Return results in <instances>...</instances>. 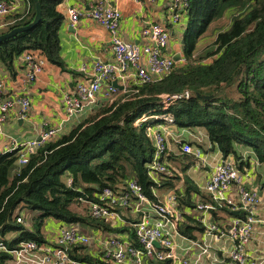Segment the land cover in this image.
<instances>
[{"label":"trees","instance_id":"16d2710c","mask_svg":"<svg viewBox=\"0 0 264 264\" xmlns=\"http://www.w3.org/2000/svg\"><path fill=\"white\" fill-rule=\"evenodd\" d=\"M38 1L39 21L0 40V62L11 74L16 71V58L29 49L65 69L57 33L63 18L57 6L62 0ZM231 9L234 13L228 26L219 29L210 48L195 57L199 37L212 21ZM186 11L187 19L179 35L183 58L168 74L131 85L99 114L83 116L55 139L39 142L24 163H19V148L0 152V242L8 249L22 240L41 241L47 217L102 231L118 229L110 227L106 220L90 217L87 207L80 212L72 206L95 199L106 186L121 187L127 179H135L151 198L153 186L162 191L175 183L177 176L171 172L158 174L159 184L151 180L148 164L152 152L143 149L145 129L143 125H133L138 115L157 105V95L153 93L173 94L188 89L192 92L188 98L177 99L170 106L176 123L203 127L222 157L231 155L239 168L246 160L237 145L251 147L264 166V0H189ZM34 14V1L26 0L23 9L0 19L6 21L0 33L30 22ZM197 92L209 97H198ZM198 192L184 174L178 190L183 213L179 232L191 238L204 229L195 215L186 211L195 204L193 194ZM201 198L208 200L207 196ZM216 207L229 210L226 205ZM17 215L24 221H17ZM127 218H131L129 213ZM120 229L128 231L135 241L132 226ZM11 231L17 234L8 238ZM69 255L92 264H114L102 254L87 253L82 244L72 245ZM11 258L10 252L0 250V264Z\"/></svg>","mask_w":264,"mask_h":264},{"label":"built area","instance_id":"2783aa9c","mask_svg":"<svg viewBox=\"0 0 264 264\" xmlns=\"http://www.w3.org/2000/svg\"><path fill=\"white\" fill-rule=\"evenodd\" d=\"M18 3L19 0H0V19L14 12ZM188 4L189 0H169L170 24H179L186 20ZM121 16V10L108 0H94L87 8L77 4L68 8L67 17L71 23L81 17H87L96 21L108 32L110 54L107 58H95L91 64L83 62L77 66L80 77L72 89L63 92V114L55 124L43 123L36 138L18 144L11 140L12 146L4 151L19 148V163L27 161L28 154L34 151L39 142L55 139L74 116L81 113H85L87 117L91 114L97 115L131 85L159 79L173 68L176 61L172 53L165 51L170 41L169 27L159 21H149L140 29L141 37L145 41L136 43L120 36ZM5 22H0V27L4 26ZM17 59L25 67L24 75L21 77L25 85L37 78L46 64L45 57L36 50H25ZM113 80H116L121 87L115 86ZM98 94L107 97L109 104L95 105ZM153 94L157 95V105L138 115L133 125L135 127L143 125L145 129L146 143L143 149L152 152L148 164L151 180L159 184L158 174L171 172L177 176L175 183L162 191L157 186H153L150 198L139 182L135 179H127L121 187H104L95 199L87 203L90 217L106 220L111 227L132 226L135 241L133 242L128 231L123 229L116 232L96 228L87 233L81 229L78 222L68 223L57 219L58 226L52 234V245L43 240L29 239L20 241L12 249H8L0 242V250L10 252L20 262L18 264H26L29 255L37 251L45 252L49 259H53L54 264H92L72 258L69 255L70 248L75 244L87 245L99 238L103 232L104 248L101 254L112 260L114 264H150L151 261H164L167 264H200V255L208 254L211 240L228 237L232 241L228 250L230 262L255 264V260L248 257L245 247L251 238L260 195L256 187L249 186L244 180L241 168L245 164L239 168V164L231 155L225 158L221 155L213 162L203 185L208 200L197 201L193 205L195 218L204 226L206 237L198 240L179 232L183 213L179 207L178 190L184 181V175L179 167L170 162L172 141H178L181 154L189 155L199 164H209V161L200 144V137L197 136L195 137L197 139L192 141L182 136L183 131L190 132L195 126H179L175 121V112L170 107L175 100L188 98L192 92L184 89L180 93ZM30 103L26 90L5 95V79L0 76V136L3 134V124L9 112L16 107V115L23 119L27 117ZM194 131L192 130V133ZM209 142L211 143L210 140ZM216 204L226 205L231 209L230 211L236 210V215L234 214L225 223L210 219L209 212L217 208ZM128 213L132 215L131 218H127ZM16 220L24 221L21 215H17ZM154 241H157L159 246L155 245ZM191 246H197L199 249L195 257L181 251L190 249Z\"/></svg>","mask_w":264,"mask_h":264},{"label":"crops","instance_id":"0c3cea01","mask_svg":"<svg viewBox=\"0 0 264 264\" xmlns=\"http://www.w3.org/2000/svg\"><path fill=\"white\" fill-rule=\"evenodd\" d=\"M113 6L121 10L122 16L119 25L120 36L129 41L142 43L140 34L141 27L149 21L165 23L170 30V41L166 48V53L180 52V23L184 24L185 19L179 24H170L168 21L169 0H108ZM94 0H62L57 8L62 13V20L57 29L59 39V54L64 62L65 69H60L59 66L46 61L43 70L37 78L28 84L21 81L24 75L25 67L17 59L15 60L16 71L11 74L9 70L0 62V76L5 79V95H12L17 92L26 90L30 97V107L27 117L19 118L16 115V107L9 112L8 118L3 124V134L0 136V152L9 148L11 140L17 144L38 136V131L43 123L55 124L63 114L62 94L64 91L73 88L80 71L77 66L83 62L91 64L97 58H107L110 54V42L108 32L96 21L81 17L78 21L71 23L68 20V8L77 4L82 7H89ZM25 0H19L16 10L23 9ZM232 10V9H231ZM230 10H226L227 13ZM187 19V18H186ZM182 55V53H181ZM104 96L98 94L95 104H103ZM78 114L74 116L62 131L76 122L79 118ZM192 130H195L192 133ZM182 136L185 139L192 140L200 137L201 145L204 148L209 164H199L189 155L183 157L178 147V141H172V152L170 162L177 166L186 174L197 186L199 192L193 194L195 203L202 200V196H207L203 189V185L211 171L212 164L219 159L221 154L219 149L209 142L205 129L200 126H195L190 132L183 131ZM238 152L244 154L246 159L245 165L241 168L244 175V180L249 186H254L258 189L260 202L256 212V219L253 223L251 238L247 242L245 250L249 258L255 260V264H264V166L257 160L251 147L237 145ZM186 165V168L184 166ZM234 194V192L232 193ZM204 201V200H202ZM262 206V208H261ZM194 207V206H193ZM186 208L188 213L195 214L194 208ZM231 209L225 210L222 207H217L213 212H209V218L215 219L220 223L228 222L236 213H230ZM26 222V221H25ZM28 227L30 222H26ZM58 221L56 218L45 219L42 225L43 241L53 244V236ZM83 231L90 233L96 228H89L86 225L80 224ZM111 227V226H110ZM118 228V227H112ZM121 228V227H120ZM113 231L119 232L122 229ZM103 232L99 238L92 240L86 246V252L94 256H98L103 252L104 244L102 242ZM204 229L195 232L193 238L198 240L205 238ZM179 241L181 239L179 238ZM232 241L228 237H223L219 240H211L208 246V254L201 253L200 264H232L228 258V250ZM186 255L195 257L199 252L197 246H191L187 250L182 249ZM156 262V261H154ZM20 263L12 256L5 264ZM26 264H54L52 258L49 259L43 251H37L29 255ZM152 264V262L150 263Z\"/></svg>","mask_w":264,"mask_h":264},{"label":"rangeland","instance_id":"374dc122","mask_svg":"<svg viewBox=\"0 0 264 264\" xmlns=\"http://www.w3.org/2000/svg\"><path fill=\"white\" fill-rule=\"evenodd\" d=\"M233 13H234V10H230L227 13H224L222 15V17L215 19L214 21H212L209 24V26L207 27V29L205 30V32L199 37V39L197 41L198 43H197V47H196V51H195V54H196L195 57L198 58V56L200 54H202V52H203V50L205 48H210V46L212 45V41L214 40V37H215L216 32L219 29H223V28H225V27L228 26V24L230 22V19H231V15ZM183 29H184V24H181L180 23V30H179V33L180 34L182 33ZM116 98H115V100H116ZM101 102L103 103L101 106H106V105L109 104V99L107 97H104L103 101H101ZM94 104L92 105V107L94 106ZM84 114L85 113H83L82 115H79V118L78 119H80L83 116H85ZM90 116H92V114ZM85 117H87V116H85ZM61 132L62 131H60V133ZM60 133L58 135H60ZM72 206L74 208H76L78 211L84 212V208L87 207V202H85V201L82 200L80 203H73ZM261 208H262V206H261ZM130 216H132V215L130 214ZM49 218H53V217H47L46 219H49ZM16 234H17V232L11 231V232H9L7 234V237L8 238H11V237L15 236Z\"/></svg>","mask_w":264,"mask_h":264},{"label":"water","instance_id":"95a60500","mask_svg":"<svg viewBox=\"0 0 264 264\" xmlns=\"http://www.w3.org/2000/svg\"><path fill=\"white\" fill-rule=\"evenodd\" d=\"M33 1H34V7H35V14H34V17L32 18V20L26 24L15 26L6 32L0 33V40H3L7 37H10V36L16 34L17 32L29 29V28L33 27L39 21V19L41 17L40 4H39L38 0H33ZM173 58L175 61L181 60V58H182L181 53L180 52L174 53ZM112 83L115 86L121 87V85L117 84L116 80H113ZM196 95L198 97H201V96H203L205 98L209 97V95H203V94H200L199 92H197ZM234 213H236V212H234ZM154 243H155V245L159 246V243L157 241H154Z\"/></svg>","mask_w":264,"mask_h":264}]
</instances>
